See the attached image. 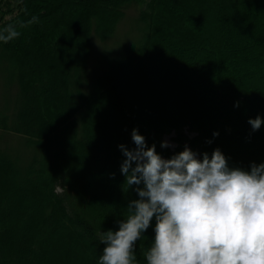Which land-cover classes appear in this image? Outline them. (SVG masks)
<instances>
[{
  "label": "trees",
  "instance_id": "16d2710c",
  "mask_svg": "<svg viewBox=\"0 0 264 264\" xmlns=\"http://www.w3.org/2000/svg\"><path fill=\"white\" fill-rule=\"evenodd\" d=\"M131 9L132 41L91 72ZM0 79V264H98L138 198L118 147L133 129L162 158L264 163L248 122L264 121V0H0Z\"/></svg>",
  "mask_w": 264,
  "mask_h": 264
},
{
  "label": "clouds",
  "instance_id": "9594fccd",
  "mask_svg": "<svg viewBox=\"0 0 264 264\" xmlns=\"http://www.w3.org/2000/svg\"><path fill=\"white\" fill-rule=\"evenodd\" d=\"M248 122L253 131L264 123ZM131 139L133 149L118 146L120 170L138 198L118 230L101 232L98 264H137L135 246L153 219L146 264H264V163L244 170L219 149L198 157L188 147L163 159L136 129Z\"/></svg>",
  "mask_w": 264,
  "mask_h": 264
},
{
  "label": "rangeland",
  "instance_id": "374dc122",
  "mask_svg": "<svg viewBox=\"0 0 264 264\" xmlns=\"http://www.w3.org/2000/svg\"><path fill=\"white\" fill-rule=\"evenodd\" d=\"M137 16V11L135 9H131L128 12V15L124 18V20L121 22L120 26L118 27V30L116 32L115 40L113 42L111 41L109 44H106L105 47L99 46L96 44L94 46L93 51L91 52L90 56V61H89V66H90V71L91 72H97L100 69L99 64L103 62V57L101 55L102 50L108 51V49H112V54H118L121 49L124 48L127 44H129L132 41V32L134 35V25H132L133 19ZM7 93L5 91V88L2 86V82L0 79V106L2 105V99H3V94ZM10 95L13 93L9 91ZM173 133L167 134L164 136V142L167 143L168 146L173 148L175 146V142L171 139ZM166 159V158H163Z\"/></svg>",
  "mask_w": 264,
  "mask_h": 264
}]
</instances>
